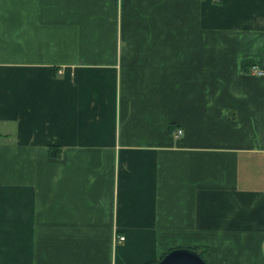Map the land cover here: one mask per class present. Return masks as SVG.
Returning <instances> with one entry per match:
<instances>
[{
  "label": "crops",
  "instance_id": "0c3cea01",
  "mask_svg": "<svg viewBox=\"0 0 264 264\" xmlns=\"http://www.w3.org/2000/svg\"><path fill=\"white\" fill-rule=\"evenodd\" d=\"M175 248L264 264V0H0V264Z\"/></svg>",
  "mask_w": 264,
  "mask_h": 264
},
{
  "label": "water",
  "instance_id": "95a60500",
  "mask_svg": "<svg viewBox=\"0 0 264 264\" xmlns=\"http://www.w3.org/2000/svg\"><path fill=\"white\" fill-rule=\"evenodd\" d=\"M151 264H208L206 260L192 248H175L168 251L159 260Z\"/></svg>",
  "mask_w": 264,
  "mask_h": 264
},
{
  "label": "built area",
  "instance_id": "2783aa9c",
  "mask_svg": "<svg viewBox=\"0 0 264 264\" xmlns=\"http://www.w3.org/2000/svg\"><path fill=\"white\" fill-rule=\"evenodd\" d=\"M250 74L251 75H255V76H261V75H263V72H261L259 69H257V67H255V66H252L251 68H250ZM178 133H181V131L179 130L178 131ZM124 239V236H118V240H123Z\"/></svg>",
  "mask_w": 264,
  "mask_h": 264
},
{
  "label": "trees",
  "instance_id": "16d2710c",
  "mask_svg": "<svg viewBox=\"0 0 264 264\" xmlns=\"http://www.w3.org/2000/svg\"><path fill=\"white\" fill-rule=\"evenodd\" d=\"M245 67H251L250 65H245ZM250 70V69H249ZM51 153L52 154H54L55 155V153L53 152V151H51ZM198 253L202 256V257H204V255H203V252L202 251H200V250H198Z\"/></svg>",
  "mask_w": 264,
  "mask_h": 264
}]
</instances>
